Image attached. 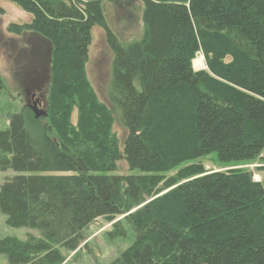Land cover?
I'll return each instance as SVG.
<instances>
[{
	"label": "trees",
	"instance_id": "16d2710c",
	"mask_svg": "<svg viewBox=\"0 0 264 264\" xmlns=\"http://www.w3.org/2000/svg\"><path fill=\"white\" fill-rule=\"evenodd\" d=\"M0 1L31 15L18 29L50 45L47 119L76 99L83 126L69 143L36 140L19 112L0 131V172L16 174L0 187V213L40 235L0 239L8 264H65L61 251L80 248L84 228L121 217L117 236L125 225L133 242L111 264H264V167L260 182L201 166L181 170L183 182L165 176L211 154L223 165L264 163V0H139L143 34L128 45L106 25L101 0ZM95 26L112 53L107 96L137 174H112L117 142L110 155L91 134L110 118L84 73ZM198 53L206 70L193 69Z\"/></svg>",
	"mask_w": 264,
	"mask_h": 264
},
{
	"label": "rangeland",
	"instance_id": "374dc122",
	"mask_svg": "<svg viewBox=\"0 0 264 264\" xmlns=\"http://www.w3.org/2000/svg\"><path fill=\"white\" fill-rule=\"evenodd\" d=\"M101 8L106 25L123 45L141 39L143 34L141 1L101 0ZM31 19V15L23 12L16 5L0 1V77L5 85V89L0 90V131L9 127L10 117L13 114L23 112L32 138L39 140L40 136L48 134L54 140L60 139L69 143L80 139L83 135L82 125L80 129L79 100L74 99L75 104L71 103L66 112L64 109L52 110V120L47 119L48 115L35 119L28 107L31 104L30 95L36 94L45 105L47 113L51 96L50 45L42 36L18 29L29 24ZM111 64L112 53L106 44L104 30L101 26H95L91 30V42L84 73L97 104L109 113L110 118L104 127L96 123L95 128L91 127L90 130L97 139L99 147L102 146L107 154H113L109 142L111 140L117 142L118 159L115 162V172L112 174L127 176L137 172H130L124 159L123 144L127 137V130L119 123L107 96L111 80ZM192 65L195 71L207 69L202 55L196 56ZM91 122L94 120L91 119ZM72 133L81 134V136L75 138ZM98 150L103 151L100 148ZM196 166H201L205 173L244 169L251 173L253 181L260 182L262 174L257 170L263 168L264 163L256 160L223 165L218 162L216 154H211L200 160L184 162L168 171L165 176L174 177L179 180L178 182H183L184 179L178 177V173ZM15 175L11 170L0 172V187L7 179ZM118 222H122V217L112 222L97 219L84 228L83 243L80 248L74 252L61 251L66 259L65 264H111L133 242V236L125 225H122L126 231L125 235L117 236L115 226ZM28 235L40 237L35 230L8 227L6 217L0 213V239L11 237L24 241ZM0 264H8L2 255H0Z\"/></svg>",
	"mask_w": 264,
	"mask_h": 264
},
{
	"label": "flooded vegetation",
	"instance_id": "af4514ba",
	"mask_svg": "<svg viewBox=\"0 0 264 264\" xmlns=\"http://www.w3.org/2000/svg\"><path fill=\"white\" fill-rule=\"evenodd\" d=\"M30 103L31 104H29L28 107H32L33 108L36 105L38 107V109H45L46 110L45 105H43L41 103V99L39 97H37L36 94H31L30 95ZM41 106H42V108H41Z\"/></svg>",
	"mask_w": 264,
	"mask_h": 264
},
{
	"label": "water",
	"instance_id": "95a60500",
	"mask_svg": "<svg viewBox=\"0 0 264 264\" xmlns=\"http://www.w3.org/2000/svg\"><path fill=\"white\" fill-rule=\"evenodd\" d=\"M197 57L200 56V54L198 53L196 55ZM29 109L32 111V113L34 114V118L35 119H39L41 117H46L47 116V113H46V110L45 109H38V107L35 105V107H29Z\"/></svg>",
	"mask_w": 264,
	"mask_h": 264
}]
</instances>
